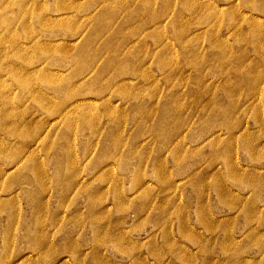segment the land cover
<instances>
[{"label":"rangeland","instance_id":"374dc122","mask_svg":"<svg viewBox=\"0 0 264 264\" xmlns=\"http://www.w3.org/2000/svg\"><path fill=\"white\" fill-rule=\"evenodd\" d=\"M0 264H264V0H0Z\"/></svg>","mask_w":264,"mask_h":264}]
</instances>
